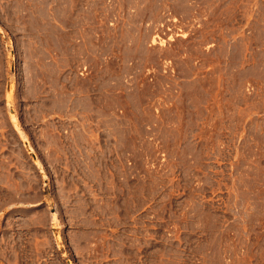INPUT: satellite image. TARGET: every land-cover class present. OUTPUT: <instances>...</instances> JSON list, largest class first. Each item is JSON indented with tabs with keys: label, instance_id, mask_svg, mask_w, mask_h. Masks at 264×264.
I'll use <instances>...</instances> for the list:
<instances>
[{
	"label": "rangeland",
	"instance_id": "374dc122",
	"mask_svg": "<svg viewBox=\"0 0 264 264\" xmlns=\"http://www.w3.org/2000/svg\"><path fill=\"white\" fill-rule=\"evenodd\" d=\"M0 264H264V0H0Z\"/></svg>",
	"mask_w": 264,
	"mask_h": 264
}]
</instances>
